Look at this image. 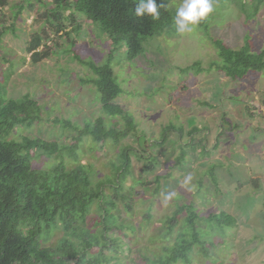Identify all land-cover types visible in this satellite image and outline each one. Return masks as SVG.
<instances>
[{"label":"rangeland","instance_id":"obj_1","mask_svg":"<svg viewBox=\"0 0 264 264\" xmlns=\"http://www.w3.org/2000/svg\"><path fill=\"white\" fill-rule=\"evenodd\" d=\"M2 1L0 79L6 78L9 97L30 94L41 105L42 118L17 129L15 137L69 145L77 134L72 125L85 127L87 120L105 117L97 88L88 81L97 75L89 63L101 65L109 58L124 90L115 101L136 121L135 132L119 142L96 143L85 136L81 143L80 162L93 165L95 183L113 175L122 147L131 162L120 185L108 182L103 189L117 202L118 226L132 228L125 233L111 228L103 238V209L94 202L82 225L103 243L89 251L108 256L107 264H152L180 239L186 214L170 224V232L168 218L180 204L193 203L201 216L198 227L209 231L205 238L216 245L209 244V254L196 246L190 264H264V70L232 79L212 65L219 60L214 39L240 48L248 38L253 51L264 49V0H245L244 7L217 0L207 32L198 25L188 34L163 33L133 61L125 45H112L97 23L78 13L75 0ZM181 2L172 0L171 6ZM60 20L66 27H59ZM35 39L40 49L50 50L48 56L34 58L29 47ZM197 61L200 71H183ZM66 161L75 162L71 156ZM52 162L42 155L34 165ZM220 212L234 216L236 224L211 228L205 218ZM63 235L60 226L44 244ZM117 243L125 247L115 250Z\"/></svg>","mask_w":264,"mask_h":264},{"label":"trees","instance_id":"obj_2","mask_svg":"<svg viewBox=\"0 0 264 264\" xmlns=\"http://www.w3.org/2000/svg\"><path fill=\"white\" fill-rule=\"evenodd\" d=\"M216 1L213 0V5ZM236 1L241 2L243 7L246 4L245 0ZM3 2L0 0V3ZM156 2L158 6L163 5L159 7L158 20L135 15L139 0H75V9L97 23L112 45H125L126 57L133 61L147 51L150 40L163 33L176 32V8L171 6L172 0ZM254 5L257 9L258 3L254 2ZM210 15L199 24L206 32ZM59 23V27H66L62 20ZM79 26L77 24L75 27L79 29ZM213 44L219 60L212 65L223 70L230 78H242L252 70H264V49L253 51L248 38L240 48H233L221 39H214ZM40 45V41L36 42L35 39L29 47L35 59L49 55L50 50H42ZM89 64L97 75L88 81L97 88V99L105 117L87 120L85 127L72 125L77 134L73 136L75 142L69 145L40 137H15L17 129L31 126L42 118L41 105L30 94L9 97L6 78L0 79V264H107L108 256H104L101 251L96 254L89 251L103 242L98 237H92L90 230L82 225L94 202H99L103 209L104 215L100 222L105 234L102 232L103 238H106V232L111 228L118 227L122 233L127 227L132 228L131 225L118 226V217L113 212L117 202L114 196L106 195L103 189V185L108 182L120 185L129 173L131 162L128 148L122 147L119 162H113V175L97 183L92 179L93 165L80 162L84 150L81 143L85 136H90L96 143L107 139L119 142L134 133L137 127L134 116L115 101L124 90L114 73L112 59L101 65ZM191 69L200 71V62L183 68V71ZM117 116L122 120H111ZM66 123L70 122L63 123L64 127L69 126ZM42 155L52 158L53 162L40 168L34 164ZM66 156H71L75 162L68 163ZM212 175L217 183L216 175ZM121 196L122 202L130 210L132 204L127 201V196ZM184 214L180 239L174 245L166 246L164 253L154 259L152 264H176L179 261L190 264L191 252L196 246L202 253L209 254V244L216 245L215 240L208 242L205 238L209 231L198 227L197 220L201 216L195 211L193 203L178 206L167 220L166 232H170V224ZM205 219L211 228H222L237 222L227 212L211 213ZM60 226L64 235L51 244H44ZM73 234L82 241L71 238ZM124 245L117 243L113 248L119 250Z\"/></svg>","mask_w":264,"mask_h":264},{"label":"clouds","instance_id":"obj_3","mask_svg":"<svg viewBox=\"0 0 264 264\" xmlns=\"http://www.w3.org/2000/svg\"><path fill=\"white\" fill-rule=\"evenodd\" d=\"M156 0H139L135 7L137 17L149 16L153 20L160 18L159 7ZM213 12V0H182L177 6L174 25L178 34L192 33L196 26L206 20ZM190 179V177L188 178Z\"/></svg>","mask_w":264,"mask_h":264}]
</instances>
